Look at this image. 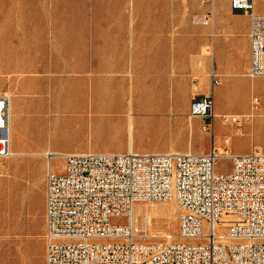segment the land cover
<instances>
[{
	"label": "rangeland",
	"instance_id": "rangeland-1",
	"mask_svg": "<svg viewBox=\"0 0 264 264\" xmlns=\"http://www.w3.org/2000/svg\"><path fill=\"white\" fill-rule=\"evenodd\" d=\"M256 10L264 14V0ZM210 14L209 27L197 23ZM228 21L250 26L248 16L232 17L230 0H0V96L12 98L14 154L0 160V264H46L47 153L264 155V96L253 94L264 78L249 76V45H237L222 70L214 59ZM132 87L165 90L164 113L131 118ZM208 96L217 118L190 120L192 100ZM254 100L261 101L257 109ZM224 115L239 124L225 123ZM51 164L61 173L65 162ZM231 166L221 159L217 171ZM161 206L170 203L135 210ZM174 206L170 215H141L135 227L146 242L178 235Z\"/></svg>",
	"mask_w": 264,
	"mask_h": 264
},
{
	"label": "built area",
	"instance_id": "built-area-1",
	"mask_svg": "<svg viewBox=\"0 0 264 264\" xmlns=\"http://www.w3.org/2000/svg\"><path fill=\"white\" fill-rule=\"evenodd\" d=\"M250 20L249 76L264 78V14L255 0H230ZM209 27L210 14L197 20ZM208 54H211L210 50ZM214 87L222 85L212 73ZM253 108L259 107L254 100ZM12 98L0 96V160L14 157ZM217 118L213 97H195L189 119ZM238 125L239 117L224 115ZM212 125L204 130L210 132ZM46 176V264H264V155H66ZM230 160L229 172L217 171ZM175 202L179 232L145 241L131 217L140 203Z\"/></svg>",
	"mask_w": 264,
	"mask_h": 264
},
{
	"label": "bare ground",
	"instance_id": "bare-ground-1",
	"mask_svg": "<svg viewBox=\"0 0 264 264\" xmlns=\"http://www.w3.org/2000/svg\"><path fill=\"white\" fill-rule=\"evenodd\" d=\"M255 2H257V0H255ZM129 92H130V100L128 102L130 104L129 110H130V113H131V118H133L134 115H137V113H141L142 111L145 113V115L146 114H151V115H156V117H158L159 115H162L164 113V111H162V110L163 109L166 110V108L168 106L166 92H165V90H163L161 88L154 87V88H149V89H139L137 87L136 88L132 87V89ZM241 94H243V92H240L234 98L238 104H241V102H242ZM231 100H232V98L228 99V101H231ZM11 117H12V112H11ZM253 117H254V115H253ZM131 150H133L132 149V144L130 145V151ZM220 153L223 154L224 151H222ZM45 156L49 157V159H51V158L57 159V158H60L62 155H60L58 153L50 152V153H47ZM174 205H175V202H170V206H167V207L166 206L165 207H162V206L161 207H155L151 211H149L148 209L146 210V208L145 209L138 208L137 210L134 209V212L132 214L131 220H132L134 225H137L139 223V219H140L141 215L144 214V213L145 214H150V215L156 214V213H164V214L170 215L172 213V211L175 210V206ZM147 227L150 229V231L152 230L153 226H152L150 220H148V222H147ZM154 235H158V234L155 233Z\"/></svg>",
	"mask_w": 264,
	"mask_h": 264
},
{
	"label": "crops",
	"instance_id": "crops-1",
	"mask_svg": "<svg viewBox=\"0 0 264 264\" xmlns=\"http://www.w3.org/2000/svg\"><path fill=\"white\" fill-rule=\"evenodd\" d=\"M231 15L233 18L236 19H242V18L244 19L247 17L243 13L236 14V12H233L232 10H231ZM222 25L223 26L221 28L226 29L227 31L221 32L219 34L218 39L216 38L214 42V48H213L214 59H216L217 68L221 70L224 67L226 61L230 60L235 56L236 54L235 49L237 45L244 47L246 46L248 47L249 45V50H250V39H249L250 26L248 25L240 26L237 21L223 22ZM259 81L260 84L257 87L253 88V94L263 97L264 80H259ZM260 108H262V106H260Z\"/></svg>",
	"mask_w": 264,
	"mask_h": 264
}]
</instances>
